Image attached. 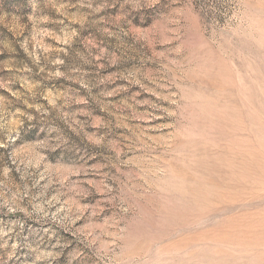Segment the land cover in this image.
I'll return each mask as SVG.
<instances>
[{"label": "rangeland", "instance_id": "1", "mask_svg": "<svg viewBox=\"0 0 264 264\" xmlns=\"http://www.w3.org/2000/svg\"><path fill=\"white\" fill-rule=\"evenodd\" d=\"M0 264H264V0H0Z\"/></svg>", "mask_w": 264, "mask_h": 264}]
</instances>
